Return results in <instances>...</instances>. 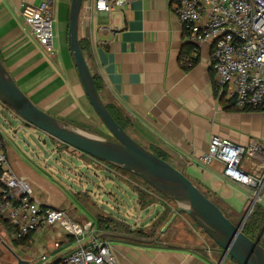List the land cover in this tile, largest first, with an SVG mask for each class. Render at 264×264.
Returning <instances> with one entry per match:
<instances>
[{
	"label": "crops",
	"instance_id": "1",
	"mask_svg": "<svg viewBox=\"0 0 264 264\" xmlns=\"http://www.w3.org/2000/svg\"><path fill=\"white\" fill-rule=\"evenodd\" d=\"M42 1L0 0V59L21 90L45 112L86 131L110 136L85 92L69 48L71 0H57L53 53L44 50L25 19ZM79 40L87 48L92 73L102 82L104 101L129 120V133L148 148L166 154L239 223L251 205L250 191L224 178L221 162L206 167L200 158L213 135L239 145L252 139L264 143V111L227 108L228 101L219 97L212 68L213 44L190 39L173 12L172 0H132L126 8L115 7L110 13L91 10L90 0H85ZM3 136L8 166L30 182L37 201L65 210L75 222L92 221L99 228V217L88 220L78 211L71 196L75 192L65 189L51 169L44 170L33 148L13 147L7 139L14 138L4 132ZM55 147L61 149L58 142ZM78 154L88 169L94 165L116 173L115 167ZM77 192L83 195L84 191ZM135 193L139 196L136 223L117 219L102 236L118 264H237L224 258L214 242L213 255L199 247L202 238L190 227L177 228L175 219L180 214L166 227L175 213L170 217L164 203L162 210L142 217L159 202L140 196L142 191L137 188ZM151 229L154 231L149 234ZM74 243V237L55 224L34 234L29 245L59 261L75 248Z\"/></svg>",
	"mask_w": 264,
	"mask_h": 264
},
{
	"label": "built area",
	"instance_id": "2",
	"mask_svg": "<svg viewBox=\"0 0 264 264\" xmlns=\"http://www.w3.org/2000/svg\"><path fill=\"white\" fill-rule=\"evenodd\" d=\"M131 1L90 0V9L110 13L115 7L126 8ZM56 4L57 0H43L25 18L48 53L55 51ZM172 8L192 41L213 44L212 68L219 97L238 110L264 111V0H172ZM214 161L223 164L224 178L250 191L251 204L264 205V143L252 139L247 145H239L213 135L200 162L210 167ZM0 218L18 229L17 238L55 224L74 237L75 248L70 253L59 261L42 254L41 264H118L110 243L102 238L104 231L92 221L75 222L65 210L36 200L30 182L8 166L1 128ZM204 249L215 253L214 248Z\"/></svg>",
	"mask_w": 264,
	"mask_h": 264
},
{
	"label": "water",
	"instance_id": "3",
	"mask_svg": "<svg viewBox=\"0 0 264 264\" xmlns=\"http://www.w3.org/2000/svg\"><path fill=\"white\" fill-rule=\"evenodd\" d=\"M83 2L84 0H71L68 44L85 92L112 139L83 132L38 107L21 90L1 59L0 102L27 124L90 157L124 169L175 202L178 205L177 212L167 222L166 227L178 214L185 213L223 250L224 258L230 257L237 264H264V247L261 238L252 239L242 230L255 201L241 221L238 224L234 223L191 178L137 141L114 118L96 86L80 44L79 21ZM90 208L96 217L119 221L94 205H90ZM15 256L18 264H28V261L23 260L18 254Z\"/></svg>",
	"mask_w": 264,
	"mask_h": 264
},
{
	"label": "rangeland",
	"instance_id": "4",
	"mask_svg": "<svg viewBox=\"0 0 264 264\" xmlns=\"http://www.w3.org/2000/svg\"><path fill=\"white\" fill-rule=\"evenodd\" d=\"M0 128L6 136L10 135L14 138L15 141L7 139L9 145L17 148L21 147L25 151L33 148L39 154V159L42 161L41 165L45 166L44 170L51 169L52 175L65 189L75 192L71 195L74 206L88 220L95 221L97 219L90 208V205H94L116 219H120L130 225L135 224L139 215L137 203L139 196L135 193V188L142 191V193H139L140 196L152 197V203L159 202L156 206L149 208L150 210L145 212L142 217H146V214L152 215L155 211L162 210V207L164 208L162 203L166 205V209H170L172 213L169 214L170 217L177 212L178 205L175 202L165 198L153 188L130 175L122 173L119 170H116V173L111 171L112 173L110 172V174L107 173L104 167L97 169L94 165H92L94 169L91 167L88 169L84 166V160L80 159L81 157L78 153H81L87 160L94 159L96 161L95 163L100 161L62 142H59L61 149L56 148L55 142L58 141L52 140L50 136L34 128L32 125L22 124L19 118L2 105H0ZM79 129L104 139H112L111 135L109 136L99 132L93 133L82 128ZM72 150H76L77 153ZM99 164L113 167L111 164L102 161ZM80 189L84 191L83 195L78 194L79 192L77 191ZM213 201L215 202V200ZM175 220L178 224L176 225L177 228L190 227L202 238L199 247H214L213 240L209 236H206V233L187 214L181 213ZM81 223L84 224L83 221ZM234 223L238 224L237 222ZM0 225L4 228V231L0 228V264H18L15 254H18L23 260L28 261V264H41V262L39 263V258L42 255L40 250H34L35 246L33 245L26 247L15 245L13 242L16 238L15 232L7 229L1 218ZM123 225L126 226L125 224ZM153 231L151 229L148 233L151 234ZM217 247L220 248L219 246Z\"/></svg>",
	"mask_w": 264,
	"mask_h": 264
},
{
	"label": "trees",
	"instance_id": "5",
	"mask_svg": "<svg viewBox=\"0 0 264 264\" xmlns=\"http://www.w3.org/2000/svg\"><path fill=\"white\" fill-rule=\"evenodd\" d=\"M81 47L83 49V52L85 53L86 57L88 56V52H87V48L84 47V45L82 44V42L80 43ZM87 59V58H86ZM94 79H95V83L96 86L99 90L100 93H102V89H103V85L102 82L99 80V78L97 77L96 74H93ZM229 105L227 108H229L230 110L235 109V106L233 104H231L230 102H227ZM107 107L109 108V110L111 111L112 115L114 116V118L119 122V124L129 133L128 128L130 125V122L127 118H125L118 110H116V108L109 103H106ZM249 111V110H248ZM130 134V133H129ZM131 135V134H130ZM132 136V135H131ZM150 150H152L153 152H155L158 156H160L161 158L168 160V156L160 151H158L156 148H149ZM73 152H76V150H72ZM170 162V161H169ZM113 167H115V169L121 171L122 173H125L127 175H130L133 178H136L140 181H142L140 178L136 177L135 175L125 171L124 169L118 168L114 165H112ZM143 183H145L144 181H142ZM146 184V183H145ZM147 186H149L148 184H146ZM150 187V186H149ZM200 187V186H199ZM152 188V187H151ZM201 188V187H200ZM202 189V188H201ZM203 190V189H202ZM204 191V190H203ZM205 192V191H204ZM206 193V192H205ZM207 194V193H206ZM207 196H209L207 194ZM210 197V196H209ZM166 198V197H165ZM211 198V197H210ZM228 217V216H227ZM229 218V217H228ZM99 229L104 231V232H108L110 231V223L112 222L109 219H105V218H101L99 217ZM3 224L10 230H13L15 232V234L18 233V229L12 225H10L7 221L3 220ZM243 232L249 236L252 239H259L261 238V244L264 247V206L263 204H257L252 213L250 214V216L248 217L245 225L242 228ZM34 235V233H30L27 236L21 237V238H15L14 239V243L17 246H21V247H25L28 246L30 244V241L32 240V236ZM106 236V235H105ZM214 242V241H213ZM215 243V242H214ZM216 244V243H215ZM217 245V244H216ZM218 246V245H217Z\"/></svg>",
	"mask_w": 264,
	"mask_h": 264
},
{
	"label": "bare ground",
	"instance_id": "6",
	"mask_svg": "<svg viewBox=\"0 0 264 264\" xmlns=\"http://www.w3.org/2000/svg\"><path fill=\"white\" fill-rule=\"evenodd\" d=\"M84 132V131H83ZM87 133V132H86ZM89 134V133H88Z\"/></svg>",
	"mask_w": 264,
	"mask_h": 264
}]
</instances>
